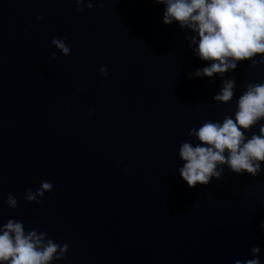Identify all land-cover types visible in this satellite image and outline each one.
<instances>
[{
    "label": "water",
    "instance_id": "95a60500",
    "mask_svg": "<svg viewBox=\"0 0 264 264\" xmlns=\"http://www.w3.org/2000/svg\"><path fill=\"white\" fill-rule=\"evenodd\" d=\"M163 8L0 0V225L51 239L46 264H233L252 246L264 264V161L255 176L218 164L219 178L192 188L177 171L179 146L199 143L190 131L234 119L239 96L264 84V53L190 75L210 61L194 54L191 29L162 23ZM229 79L232 97L214 99ZM45 180L52 191L27 201Z\"/></svg>",
    "mask_w": 264,
    "mask_h": 264
},
{
    "label": "clouds",
    "instance_id": "9594fccd",
    "mask_svg": "<svg viewBox=\"0 0 264 264\" xmlns=\"http://www.w3.org/2000/svg\"><path fill=\"white\" fill-rule=\"evenodd\" d=\"M163 4L162 23L179 22L181 27L191 29L195 35L191 42L196 45L193 52L199 59L210 61L208 66L197 69L190 75L211 77L213 73L235 69V61L249 58L256 53H264V0H156ZM76 10L81 9V0H75ZM92 3L86 4L92 8ZM103 7V4H98ZM36 19L42 20L37 15ZM52 43L65 55L70 53L64 39ZM232 58V59H228ZM55 59V54H52ZM101 76L107 75V66L100 67ZM233 81L227 80L220 92L213 98L228 101L232 95ZM264 117V84L251 85L239 96L234 119L226 117L222 122L205 120L199 128L190 131L199 143L194 146L188 142L179 146V156L184 161L177 169L180 178L192 188L197 184L206 186L212 179L219 178L218 164L227 163L230 170L238 175L247 172L253 176L260 171L264 161V124L259 134L245 138L243 130L248 129ZM225 153H227L225 155ZM50 181H41L39 188L25 190V199L33 201L36 196H44L52 191ZM40 201H37L39 203ZM6 203L16 206L12 193ZM264 231V220L260 222ZM44 234L35 230L25 232L22 221L8 219L0 225V264H46L53 259L58 245L51 239L45 241ZM60 247L63 254L68 248ZM251 259H236L233 264H260L259 246L250 247ZM59 258V257H58Z\"/></svg>",
    "mask_w": 264,
    "mask_h": 264
}]
</instances>
